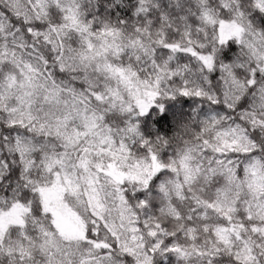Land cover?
<instances>
[{"label":"snow or ice","instance_id":"obj_1","mask_svg":"<svg viewBox=\"0 0 264 264\" xmlns=\"http://www.w3.org/2000/svg\"><path fill=\"white\" fill-rule=\"evenodd\" d=\"M113 2L0 0V264H264V0Z\"/></svg>","mask_w":264,"mask_h":264},{"label":"clouds","instance_id":"obj_2","mask_svg":"<svg viewBox=\"0 0 264 264\" xmlns=\"http://www.w3.org/2000/svg\"><path fill=\"white\" fill-rule=\"evenodd\" d=\"M84 4H88V0H82ZM133 3H135V0H132ZM194 3L195 0H192ZM160 3L162 6L166 7V10L168 11L170 15V22L173 24V30H182L184 23H191L190 20L183 21L180 18L185 15L184 11H182L183 8H187L189 4V0H160ZM121 8L124 10H127L131 8V4L128 3V0H122L121 2ZM85 11H91L93 15L97 16L98 18L104 19L107 18V20L116 28L120 30V37L115 41L116 44H118L122 49L129 48L128 46V37H135V28L141 23V21L138 20V18L134 14L131 19L129 20L128 17H125V20L127 21L126 24H117V17L108 16L109 11H115V3L113 0H91V5L85 9ZM119 15V13H118ZM153 21L155 20V17L152 18ZM249 22L247 19H245V34L242 35V41L246 44H253L256 48H264V17H254L252 24L251 32L247 29V24ZM156 29H153V32H155ZM207 32L209 35V39L206 41V43L211 46L213 39H215V34L213 33V26L209 25L207 26ZM217 48H219V44L215 45ZM143 49H147V53ZM143 49L137 50V49H129L127 52L122 51L120 53V56L114 57V59L117 60L118 63H122L124 66H127L128 64H132L135 66V69L138 73L141 69H148L149 71H146L144 73L145 76L149 75L150 70L152 68V58L153 54L155 56H159L161 58V63L163 64L164 61L168 59V56L163 51H158L153 53L152 48V42L150 40H145L143 44ZM225 50H227V46H225ZM247 52L248 49L241 48L239 44L236 45L235 52H231L230 55L235 57L237 54L241 55L242 58H244L245 62L247 63ZM135 53V54H134ZM137 55L141 57L139 62L137 61ZM185 63H188V60H184ZM199 70V67L197 68V71ZM205 75L211 77L213 73L205 71ZM143 78V77H141ZM242 79V78H241ZM209 83H213L209 79ZM206 106V105H205ZM179 107V106H178ZM184 110L189 111L187 107V102L184 105ZM219 110V106L217 108ZM188 117H185V120H187ZM164 128H167V125H162ZM17 181L15 177L9 176L8 179H4L2 176H0V185H3L5 191L8 190V185H16Z\"/></svg>","mask_w":264,"mask_h":264}]
</instances>
